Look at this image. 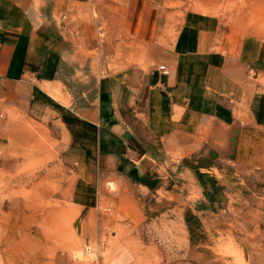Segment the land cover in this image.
Wrapping results in <instances>:
<instances>
[{
	"label": "crops",
	"instance_id": "obj_1",
	"mask_svg": "<svg viewBox=\"0 0 264 264\" xmlns=\"http://www.w3.org/2000/svg\"><path fill=\"white\" fill-rule=\"evenodd\" d=\"M218 2L0 0V102L49 118L104 176L197 169L225 206L218 173H264V15Z\"/></svg>",
	"mask_w": 264,
	"mask_h": 264
},
{
	"label": "rangeland",
	"instance_id": "obj_2",
	"mask_svg": "<svg viewBox=\"0 0 264 264\" xmlns=\"http://www.w3.org/2000/svg\"><path fill=\"white\" fill-rule=\"evenodd\" d=\"M217 4L264 15V0ZM50 123L0 102V264H264V173H218L232 176L219 206L207 173L155 187L104 176Z\"/></svg>",
	"mask_w": 264,
	"mask_h": 264
},
{
	"label": "built area",
	"instance_id": "obj_3",
	"mask_svg": "<svg viewBox=\"0 0 264 264\" xmlns=\"http://www.w3.org/2000/svg\"><path fill=\"white\" fill-rule=\"evenodd\" d=\"M164 73L168 74L169 73V70L168 68L166 67V65L162 64L160 65L159 67Z\"/></svg>",
	"mask_w": 264,
	"mask_h": 264
}]
</instances>
